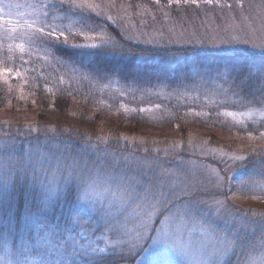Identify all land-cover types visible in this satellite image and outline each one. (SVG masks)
Returning <instances> with one entry per match:
<instances>
[{
  "label": "snow or ice",
  "instance_id": "obj_1",
  "mask_svg": "<svg viewBox=\"0 0 264 264\" xmlns=\"http://www.w3.org/2000/svg\"><path fill=\"white\" fill-rule=\"evenodd\" d=\"M190 2L195 4L196 0ZM205 2L212 4L213 0ZM17 7L10 0H0V23L9 33L20 27L11 19L12 10ZM49 7L69 13L81 10L80 23L88 29L78 33L85 37V43H70L61 25L41 22L35 28L30 43L46 48L57 62L67 57L85 67L88 60L86 67L99 72L93 65L100 64L101 52L133 57L141 63L129 61L118 69L129 84L181 88L206 83L205 77H214L245 97L258 88L260 98L253 96V99L264 105V64L258 68L231 63L210 67L197 61L186 67V52H228L237 43L248 45L247 39L194 33L161 36L143 42L150 47H132L119 32L115 36L101 34L97 39L92 33L100 28V23L95 16L82 11L90 5L58 0ZM34 23L25 22L30 29ZM106 30L101 29V33ZM17 47L23 52V44ZM250 47L264 50V42L251 43ZM93 56L95 61L89 59ZM160 67L163 72L155 70ZM168 71L176 72L175 77L169 78ZM5 73L11 76L13 69L0 70V76ZM31 133L48 136L46 129L34 126L30 127L28 134ZM173 158L179 160L180 155L177 153ZM233 160L244 162L245 157L235 156ZM228 167L225 162V169ZM182 172L181 167L166 168L159 158L125 156L123 160L99 161L62 149L45 151L41 146L12 153L5 145L0 154V249L6 264H108L101 255L106 248L96 246L101 238L123 264H176L177 257L185 264H219V259L231 250L233 241L217 237L209 247L206 239L193 237L194 228L189 222L206 215V208L214 209L216 215L229 214L233 206L216 199V189L223 187L225 178L217 173L215 182L202 183L186 172L181 175ZM18 191L24 194L22 205L18 203ZM71 224L81 230L65 237V231H71L66 226ZM200 231L210 235L206 229ZM53 239L58 242L52 243Z\"/></svg>",
  "mask_w": 264,
  "mask_h": 264
},
{
  "label": "rangeland",
  "instance_id": "obj_2",
  "mask_svg": "<svg viewBox=\"0 0 264 264\" xmlns=\"http://www.w3.org/2000/svg\"><path fill=\"white\" fill-rule=\"evenodd\" d=\"M50 1L54 0H10L11 3L19 5L12 10L11 19L14 25L18 22L20 27L9 33L6 27L0 23V70L13 69L11 76L6 73L0 76V82L12 89L15 97L22 100V102L7 101L0 104V154H3L1 150L4 152L5 145H8V151L12 153L29 148L26 145L24 148L19 145L12 147V144H19L20 140L18 141L16 138L21 136L20 133L38 124L34 116L36 112L33 107L34 103L32 100H28L29 96L26 94L31 90L28 86L35 84V74L32 72L45 74L49 79L54 76L44 66L47 63V57L41 46L30 43L35 28L39 27L41 22L47 23L46 20H42L38 10L45 7L44 5ZM161 1L167 6L174 5L175 7L163 12L158 10L157 13L160 16L149 15L153 19L151 26L145 23L146 15H143L142 18L128 16V19L137 18V22L132 24L133 28L130 29L132 34L127 37L128 39L136 44H144V41L159 39L161 36L179 37L185 34L199 33L250 41L248 45L237 43L225 53L264 51L250 47L251 43L264 42V0H236L234 5L229 0H213L212 4H207L205 0H196L195 4H192L190 0L188 3H185L184 0H179V3L176 0H172L171 3L169 0ZM159 2L153 0L154 5ZM75 3L90 5V7H86L88 11L99 10L107 20H110L109 17L112 19V16L126 18L125 12H128L126 7L124 11L117 9L120 5L117 0H75ZM180 7L184 10L185 8L191 10L192 14L188 13L191 15V19L186 25L183 23L178 25L179 21L184 19L177 14L181 15L183 12L174 9ZM120 17H118L119 20H121ZM55 18L57 17H53L47 24L59 25L58 19ZM25 22L35 23L30 29ZM63 30L65 33L72 31V33L66 34L70 43H74V40H79L80 43L85 41L84 36L78 35V32L70 27L63 26ZM93 35H96L97 38L100 37L99 33H93ZM20 44L24 45L23 52L17 47ZM17 72L19 75L16 74ZM59 78L64 81L63 77ZM202 85L193 89L192 92L190 90L180 95L170 92L157 93V91H154L153 95H143L124 87L119 90L110 89L106 91L108 93L99 92L101 89L99 88L97 89L99 93H97V85L90 84L87 87L89 94L96 97L101 95V97H95L94 100L101 102L111 113V116H103L98 123L93 125L96 129L95 133H104L103 136L106 137L115 135L117 138L114 139L118 140L121 146L124 145V148L121 147L119 151H115L103 144L94 145L93 149H84V155L99 161L123 160L125 156L131 159L159 158L164 166L167 163L166 168L175 170L176 167H181L189 176L202 183L215 182L218 179V173L220 177L225 178V181L222 188L217 187L216 199L221 204L226 200L235 210L239 208L245 213L250 212L252 216L247 218L250 225L246 226L252 229V239L257 236L248 251L240 249L232 252L231 247L229 253L219 259V264H264V186H260L261 189L250 193L243 190H231L230 183H228L230 178L239 171L234 167L237 161H234L233 157L243 156L244 153L240 154V151L246 146L254 148L264 145V136L261 135L264 132V126L259 124L260 119H264V114H258L257 109H225L222 106L223 101L218 103L214 100L213 92L207 91L208 86L212 84L204 83ZM119 112L142 113L147 120L145 124L131 123L128 120L122 121L120 118H115ZM174 115H177L173 120L174 124L164 125V121L173 118ZM51 119L53 122L57 120V118ZM72 121L83 129L91 127L88 119L87 124L79 119ZM70 123L72 122L70 121ZM182 128L184 129L181 131ZM9 137H14V139H9ZM230 144L232 153H227L222 146ZM84 146L86 147L85 143ZM61 149L69 152L71 148L63 145ZM177 153L180 155L179 160L173 158ZM169 157L172 159L169 160ZM210 157L220 163V168L228 176L225 177L224 171L207 160ZM225 162L229 166L227 169H225ZM228 170L230 174L227 172ZM205 212L206 215L197 216L189 222V226L194 228V238L206 239L209 247L217 237L231 241L233 238L235 239L232 225H230L233 222L231 214L216 215L212 208H206ZM253 216L256 223L253 222ZM226 221L227 223H225ZM75 226L73 228L75 230L72 229V226H66L71 231L66 230L65 237L80 232V226ZM201 229H206L210 235L206 236L204 232L200 231ZM225 229L227 230L225 231ZM99 235L97 233V236ZM79 238L77 236V239ZM92 239L96 238L92 237ZM57 242L55 239L52 241V243ZM96 246L106 248V252L101 254L103 256L113 252L111 246L106 245L102 238L96 241ZM115 255V259L117 258L116 260L120 262L118 264H123L119 256ZM7 259L10 260L12 257ZM0 264H6L2 249H0ZM176 264H185V262L177 257Z\"/></svg>",
  "mask_w": 264,
  "mask_h": 264
},
{
  "label": "trees",
  "instance_id": "obj_3",
  "mask_svg": "<svg viewBox=\"0 0 264 264\" xmlns=\"http://www.w3.org/2000/svg\"><path fill=\"white\" fill-rule=\"evenodd\" d=\"M229 1L232 5L236 3V0ZM53 3H58V1L54 0L47 2L46 5H44L45 7L38 10V13L42 17V20H46V22L49 23L48 21H51L53 17H57L55 19H58L59 25L61 26L63 25L65 27H70L78 33L80 31L88 32V29L83 28L82 24L80 23L79 11L81 10L74 9L71 13L59 8L53 10L49 7V5ZM117 3H120L117 9H121L124 11L126 7V10L128 11L125 12L126 18L120 16H112V19L107 20L104 18V15L99 12V10H96V12H91L90 10H87L88 8H84L82 9V11H84L86 15L95 16L97 22L100 23V28H97L94 34L99 33L100 36L101 34L104 36H115L116 32H119L121 34V37L126 40L125 43H128L129 46L132 47L150 46L141 43L136 44L132 40L127 38L130 34H132L130 32V29L133 28L132 24L134 22H137V18L128 19V16L133 15L135 17L139 16L142 18L143 15H146L145 23L151 26L153 19L152 17L150 18L149 15L160 16L157 13L158 10L163 12L175 7L174 5H165L166 3L163 4L161 0L157 5H154L153 0H117ZM177 9L183 12V14L180 15L178 13L177 15L184 19L179 21L178 25L182 23L186 25L187 22H189L191 19V15H188V13H191V10L187 8H185L184 10L181 7L174 10ZM52 15L53 17H50ZM118 17H120L121 20H119ZM101 29L107 30L101 33ZM112 29H115V32H113ZM70 33H72V31L65 34ZM74 43L80 42L79 40H74ZM83 43H85V41ZM41 49L45 52L47 57V63H45L44 66L46 67V69L52 72V75L54 76L49 79L45 74L32 72L33 74H35V84H32V86H28V88H30L31 90L27 91L26 94L27 96H29L28 100L33 101V107L36 110L34 116L38 124H36L35 127L38 129H46L48 132V136L45 137L43 134L38 136L37 133L28 134L30 130L29 128L27 131L23 132L24 135L18 136L16 138V140H20L19 144H12V147H16L18 145L21 148H24L25 145L29 148L32 146H41L45 151L51 150L52 152H56L57 150H60L63 145H65L66 147L71 148L69 150L70 153H81L82 155H84V149H93L94 145L98 146L103 144L115 151H119L121 147L124 148V145L121 146L118 143V140L114 139L117 138L115 135L106 137L103 136L105 135L104 133H95L96 129L93 127V125L98 123L99 120L103 118V116H111V113L101 102L94 100L96 97L95 95L89 94V90H87V87H89L90 84L93 83L97 85L98 88H96V90L101 88L99 92L102 93H108L106 91L110 89L119 90L121 87H124L132 89L133 92H140L143 95H153L154 91H157V93L170 92L174 95H180L190 90L192 92L193 89L197 88L199 85L203 86L202 84L205 83L192 84L188 87L181 88L168 86L151 87L150 85L146 86L143 84L138 85L134 83L129 84L125 81V79L122 78L118 69L123 67V65L127 64L129 61H132L135 64H140L141 60L135 59L133 57H122L101 52V55L99 57L100 64L93 65L94 69L99 68V72H97L94 70H89L86 67L88 64V60L84 62L85 67H81L78 63L73 60H69V58L67 57L60 58V62H57V60L53 59L52 56L48 54V50L46 48L41 47ZM87 51L96 52L97 49H88ZM221 57H227V59H222ZM89 59L95 61L96 57L93 56ZM185 59L188 61L186 67L191 66L193 62L198 61L200 64L210 67H215L216 65L225 63H231L236 66H256L258 68L259 65L264 64V51H234L230 53H220L213 51L195 50L186 52ZM155 70L163 72L162 67ZM166 75L169 78H174L176 72L168 71ZM59 77H63L64 81H62V79H60ZM205 80L207 81L205 84H212L208 86L209 88L207 89V91L209 93L213 92L212 94L215 97L214 100L218 103L220 101H223V108L240 110L257 109L258 114H264V105L253 99V96H255L257 99L260 98V91L258 90V88L253 89L252 94L245 97L241 94H237L234 91L229 90V85L220 79L214 77H205ZM99 92L97 90V93ZM97 97H101V95H98ZM7 101L22 102V100H20L18 97H15L14 91L12 89H9L7 86L0 82V104L6 103ZM143 115L144 114L142 113L127 114L124 112H119L118 114H116L115 118H120L122 121L128 120L131 123L145 124L147 118L145 115ZM176 116L177 115H174L173 118L166 119L164 121V125L174 124L173 120ZM51 118H57L56 122H53ZM71 118L72 120L79 119L86 124L88 119L91 127L89 129L78 127L74 124ZM70 121L72 123H70ZM259 124L261 126H264V119H260ZM249 125L251 126L250 123ZM183 129L184 128L180 130L182 131ZM84 143L86 144V147L84 146ZM82 146L84 147L83 149ZM251 147L247 148L246 146V148H243L240 151V154L244 153L243 156L245 157V161H237L234 166L235 168L239 169V171L230 178V181H228V183H230L231 190L236 189L238 191L243 190L244 192L252 193L254 191H257L258 189H261L260 186H264V163H262V161H264V145L254 148ZM222 148L225 150V152L232 153V151H230L232 150L231 144L229 146H222ZM1 152L3 153V150H1ZM16 152L18 151H14V153ZM210 158H207V160L213 164H216L220 168V163L215 159ZM170 159H172V157H169V160ZM165 166H167V163L165 164ZM221 171L224 170L221 169ZM227 172H229V170ZM224 175L225 177L228 176L225 171ZM23 197V192L18 191L17 199L20 205H22L23 203ZM236 209L237 210L232 208L229 212V214L233 216V222L230 225H232L233 236L235 237V239H232V252H236L240 249H245L246 252L252 245L255 237L257 239V236L252 239V229L246 226L250 225V223L247 222V218L252 216V214L248 211L247 213H245L239 208ZM253 222L256 223V221H254V216ZM75 225L76 224H71L67 225V227L72 226L73 229L76 227ZM108 254L109 255H104L108 264L120 263L118 260H116L117 258L115 259V253L111 252Z\"/></svg>",
  "mask_w": 264,
  "mask_h": 264
}]
</instances>
